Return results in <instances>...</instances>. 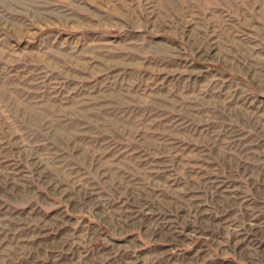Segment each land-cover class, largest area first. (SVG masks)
Returning a JSON list of instances; mask_svg holds the SVG:
<instances>
[{
	"label": "rangeland",
	"instance_id": "obj_1",
	"mask_svg": "<svg viewBox=\"0 0 264 264\" xmlns=\"http://www.w3.org/2000/svg\"><path fill=\"white\" fill-rule=\"evenodd\" d=\"M0 264H264V0H0Z\"/></svg>",
	"mask_w": 264,
	"mask_h": 264
}]
</instances>
